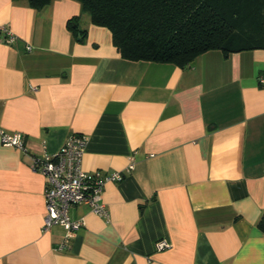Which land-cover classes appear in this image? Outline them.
Returning a JSON list of instances; mask_svg holds the SVG:
<instances>
[{
    "label": "crops",
    "instance_id": "0c3cea01",
    "mask_svg": "<svg viewBox=\"0 0 264 264\" xmlns=\"http://www.w3.org/2000/svg\"><path fill=\"white\" fill-rule=\"evenodd\" d=\"M3 27L0 126L27 152L0 142V264H264V49L128 60L77 0H0ZM72 134L87 138L84 170L124 178L105 186L109 217L70 209L85 225L60 248L31 155Z\"/></svg>",
    "mask_w": 264,
    "mask_h": 264
},
{
    "label": "trees",
    "instance_id": "16d2710c",
    "mask_svg": "<svg viewBox=\"0 0 264 264\" xmlns=\"http://www.w3.org/2000/svg\"><path fill=\"white\" fill-rule=\"evenodd\" d=\"M25 1L41 9L54 0ZM123 58L190 66L201 54L264 49V0H77ZM79 16L68 21L74 34ZM260 224L264 227V214Z\"/></svg>",
    "mask_w": 264,
    "mask_h": 264
},
{
    "label": "built area",
    "instance_id": "2783aa9c",
    "mask_svg": "<svg viewBox=\"0 0 264 264\" xmlns=\"http://www.w3.org/2000/svg\"><path fill=\"white\" fill-rule=\"evenodd\" d=\"M5 33L1 40L12 44L15 36L6 28H0ZM31 49V46L28 47ZM264 82V78L261 79ZM0 142L27 152L25 136L22 132H9L0 126ZM87 138L81 134H72L56 152H45L43 156L31 155L33 166L46 178L45 202L46 215L42 231L47 232L58 225L66 230L64 240L58 247H67L76 232L85 221L83 218L73 219L70 209L78 204H87L92 211L102 217H109L107 205L103 199L105 186L109 181H120L124 178L122 172L110 174L88 172L83 169V157ZM134 168L132 159L127 170ZM170 246L167 240L157 242V248L162 250Z\"/></svg>",
    "mask_w": 264,
    "mask_h": 264
}]
</instances>
